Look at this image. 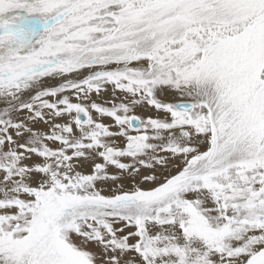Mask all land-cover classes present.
<instances>
[{
  "label": "snow or ice",
  "instance_id": "obj_1",
  "mask_svg": "<svg viewBox=\"0 0 264 264\" xmlns=\"http://www.w3.org/2000/svg\"><path fill=\"white\" fill-rule=\"evenodd\" d=\"M0 264H264V0H0Z\"/></svg>",
  "mask_w": 264,
  "mask_h": 264
}]
</instances>
